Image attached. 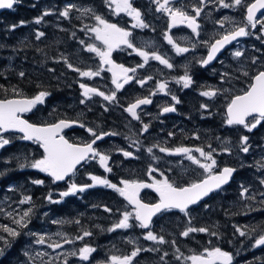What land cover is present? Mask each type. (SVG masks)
Here are the masks:
<instances>
[{"label":"flooded vegetation","instance_id":"af4514ba","mask_svg":"<svg viewBox=\"0 0 264 264\" xmlns=\"http://www.w3.org/2000/svg\"><path fill=\"white\" fill-rule=\"evenodd\" d=\"M254 1L255 0H245V6L239 7L236 10H232L231 8L225 9L221 7L218 3V0H206L204 10L198 17V23L200 25L199 32L211 30L201 29L202 20H200V18L205 16L207 12L219 13V15L223 17H243L244 22H246V5L249 3H253ZM228 2H230V0H228ZM132 3L134 7H136L143 13H145L146 11L145 6H151L154 15L148 16L147 21L144 20V22L149 25V27L144 28L148 29V31L145 33L146 37L151 40L154 48L158 49L159 54L164 56L169 60L170 63L173 64V70L167 68L159 61L153 59H149L147 64H145L144 59L141 60L139 57L134 58L133 56L136 55L132 54L129 51L130 48L128 50L127 46L121 45L120 48H117L112 52L111 59L116 64H122L128 68H135L136 72L129 73V75L134 76L135 79L126 84L123 89L117 91V100L111 103L114 104L113 106H116L118 114L113 110H111L112 113L104 112L101 110L102 108H99L98 110L87 109L84 105L78 102L80 95L79 90L76 94L77 96L73 98L76 91L71 89V91L69 90V106L67 108L71 113L67 114V116H69L67 119L62 118L58 115L54 118L49 117V113L52 114V111H54L55 108L52 109L47 104L46 100L48 97L43 104L36 106V108H42L41 111L42 113H44L43 118L37 119L40 121V123H37L39 125L56 123L59 120L77 121V123H82L85 125V127H73L71 130H65L62 133L70 143L84 144L91 142L93 136L90 132L87 131L86 128H92L98 134L101 132L116 133L115 135L104 136L102 140H98L93 146L102 153L110 156L108 164L112 169L111 172H108L104 168H102L103 166L100 165L98 158L89 160L88 162L83 163L82 166L79 165L77 167L76 173L74 175H70L62 183L54 182L53 179L50 178L46 173L41 172L37 169V173L41 176L38 180H43V184L45 185L35 187L37 188V191H35V195L32 194L31 187L24 188V190L28 189V193L32 194L34 198V206H36L37 208L36 221L41 226L42 232H47L49 230L54 232L58 228L67 226L63 229L68 230L67 232L69 233V235L73 236L74 233L70 232V230L76 224L75 221H79V223L81 224L87 223L86 225H88V230L92 232V235L85 237L86 240H83V243L84 245L88 244L97 249V251L92 254L90 260L86 261L87 264H106V262L110 258L109 247L111 245L113 246V248L117 247L118 244H120L119 238L123 237L121 229H118L114 232H109L107 231V229L111 228L120 218H122V213L124 211L131 212L134 210V207L127 203L124 198L119 195V193L106 186H95L86 189L84 192H78L68 197H62L60 194L68 190L66 189L68 188L66 186L67 183L71 180H74V183H76L77 185L91 184L92 182L90 177L92 175L100 176L101 178L106 177L112 183H115L120 187L123 186L120 182L122 180L128 179L144 183H153L154 180H162V178H154L152 175L146 176L143 171L138 170L137 164L131 158H129L131 162L127 163L126 169H124L125 166L123 167L120 162L123 160V162L126 163L127 159H122L123 156L120 150L117 151L116 148L109 147L112 146L109 140L121 136L120 133L125 132L128 127H130V129L132 128V132L135 134V138L140 143L149 142L151 139L155 138V142L162 147L166 146L169 149H175L176 147H188L193 150L197 147H203V126L213 127L216 136L214 140H220V142L224 143L227 148L231 150V154H229L228 152L224 153L220 146L215 149L216 151L214 152V157L217 160V170L228 166L236 168V171L234 172L230 182L226 186L212 192L209 196L203 198L197 204L191 206L189 212L192 209H199L200 212L198 215V219H202L203 211L208 208L221 209L225 207L235 209L238 206L246 205L247 207L248 205L249 212L244 215L245 219L243 220V222L246 225L251 226V228L260 226V228L257 230V233L262 228H264V195H260V193H264V184L260 183L261 180H264V167H262V165H264V162L261 166H259L262 170H255L246 168L245 166L241 168L239 162H237L236 160L235 145L238 141H240L241 137L235 136V127H240L243 129L244 127L229 126L226 123L227 104L230 102L231 98L234 95H227L226 93L225 95L227 96L225 97V100H222V103H218L219 99L215 101L216 105L212 107L213 122L210 119L208 121H204L203 123L202 119L197 118V116L193 118L194 120H191V118H188L185 114L192 108H198L204 86L210 83L208 80L214 78V76H211V72L208 73V71L212 68L214 70V68L220 65V61L223 58H231L228 56H230L232 49L235 47V45L241 43L245 39V37H241L237 41L225 47L217 55V58L215 60H213L207 66H203L199 63V61L206 58L208 54L209 49L207 47V44H205L204 47L199 50V57H193V55L188 56V53H193L194 50L196 51V43L198 42L199 36L201 35L197 36L186 24H177L173 26L171 23V18L168 14H165V12L161 13V11H157L158 5L155 3V0H143V3L132 0ZM20 4L21 6H24L26 8L28 7L29 10L32 11V14L35 16V19L43 15L44 12L50 13L49 15L44 16L41 23L34 26L32 25L35 28H39L43 24H47L48 26H51L53 28L52 22L56 21L53 14H57V11L59 9H62L64 11V9L68 5H74L75 8H73V10L70 12L69 17L71 19H75L77 15H81V21L83 22L84 26H88V28L91 26V23L86 22L87 20H85V17L87 16V18H89L92 13H83L85 8L92 6V8L94 7L98 11V15L102 16L109 22L115 23L128 31L130 29H136L135 27H133L134 24L128 16L118 18L117 15V17L111 18L112 16H114V12L109 10L107 0H21ZM171 6L183 7L185 11L189 12V14L194 15L193 8L196 6H200V4L199 0H172ZM119 15H123V13H120ZM142 15L145 16L144 14ZM262 18H264V16H262L260 13L257 16V19L262 20ZM32 23L34 24L35 21ZM71 23L73 22L69 20L60 21V24H69L68 26H65L64 29H67L71 36L74 33L78 32L79 35H82L83 38H85L87 34H89L90 31H88L87 29H70L72 27V25H70ZM32 26L24 23V28L26 29L31 28ZM258 26L259 25H257V28ZM217 30L221 32L220 34H222L226 30L230 29ZM66 35H68V33H66ZM92 35L94 34L92 33ZM166 35H171L172 37H174V41L176 40L175 42H178L180 46L181 44L188 45L190 50L184 54H177L176 52L171 53L169 51L171 47H168V42L165 38ZM72 38L75 39L74 36H72ZM215 38H218V34L214 37L209 38L207 42H214ZM74 44H76V42H74ZM77 44L80 45V43ZM193 45H195V47H193ZM135 46H138V42H135ZM103 47L104 46L99 41V48ZM149 52L151 53L154 51L151 50ZM84 60H86L88 66L94 65V68L91 71H100V75L96 76L95 78L98 79L97 81L103 82L104 87H99V85L95 87H102L101 91L105 92L106 94H110L112 91H116L115 85L112 83V72L109 71L111 65L104 64L101 58L93 52H88V57ZM140 65H143V67H141ZM186 71L193 80V83L189 88H184L181 83L177 84L176 82L181 76L185 74ZM148 77H152V79H147ZM89 78L92 79L94 77ZM141 79L146 80V83L143 86H141L137 82ZM72 81L73 80H71V82ZM203 81L207 82L203 84ZM246 81H248L249 86L251 84L250 79H247ZM164 82L167 83V89L165 92H160L158 90V85ZM152 93L156 94L152 95ZM172 95H175L180 100L179 104H176L175 101L171 99ZM138 98H150L152 100L151 104L141 105L140 108L137 109V114L140 116L139 120L132 117L131 114L126 111V109ZM220 99H222V97H220ZM172 105H175L176 107L175 112H163L164 107ZM36 108H34L32 112L26 114L25 117L27 118L29 115H35ZM45 116H47L46 121ZM129 117L131 120L129 119ZM145 123L149 125L147 132H144L140 128ZM261 128H264V121H262L261 123ZM187 132L191 134L194 133L196 137H199V139H197L196 137L194 139H187ZM169 133H172V135H169ZM220 134L222 137H218V135ZM248 141L251 140L248 139ZM33 144L36 145L38 149L36 157H39V159H41L44 152L40 148V144L36 142L30 143V145ZM256 145H259L260 150L263 151L262 155L264 156V139L260 140V144L257 143ZM2 149L3 152L6 153L9 147L0 148V152H2ZM192 154L199 153L193 151ZM166 155L173 159L185 157V155L169 154L167 152ZM242 155L244 157V160H252V157H250L249 155H245L244 153H242ZM6 156H4L3 158H5ZM3 164L5 165V163ZM128 168H130L131 171L128 170ZM132 169L134 170L132 171ZM187 169H189V167H187ZM189 170H192V168H190ZM200 171L202 173L201 169ZM201 173L200 176H191L187 179L169 181L179 186H187L188 184L198 182L206 177L207 174L203 175ZM127 175L131 177H128ZM85 179H87V181H85ZM244 187L249 189L248 195H254L255 199H246L241 196ZM5 188H7V186L0 187V197L2 198V200L0 201H2L1 207L4 210H7V208H9V205L6 206V201L9 199V191H7V189ZM49 194H51L53 200L59 201V203L49 202V200L47 199ZM140 198L145 203L159 202V198L157 197V195L150 189L143 190L140 194ZM212 202L214 203L212 204ZM75 208L77 209V212H72L71 209ZM105 208H110L112 209V211H105ZM90 211L93 212L90 213ZM168 213L184 214L176 209L162 212L153 217L150 229H141V231L145 232L151 230L153 227V222L157 218ZM53 221H65V223H53ZM88 222L95 223V225H89ZM97 224H99L100 226L97 227ZM133 232L134 235L137 234L139 237H143L141 233H138L139 231L137 228H134ZM77 235L74 236L76 237ZM245 238H248V240L245 243H240L237 248L233 250H222L228 251L233 254V264L237 263L239 259L238 257L243 255L247 256L246 262L244 264H264V246H252L254 244L255 234H249V236ZM60 242L63 243V240ZM67 245L68 244H64L63 247ZM62 248H59L56 251H59ZM236 249L242 250L236 252ZM130 253L131 251L126 255H130ZM120 256H123L122 253H120Z\"/></svg>","mask_w":264,"mask_h":264},{"label":"snow or ice","instance_id":"6c2138e0","mask_svg":"<svg viewBox=\"0 0 264 264\" xmlns=\"http://www.w3.org/2000/svg\"><path fill=\"white\" fill-rule=\"evenodd\" d=\"M21 0H0V9H13L14 5L20 3ZM110 7H113V12L117 15L120 13H126L128 16L132 17L136 23L133 27L136 28H147L148 24L142 19V13L139 9L133 6L132 0H107ZM158 5L157 11H163L169 15L171 18V23L173 26L177 24H186L193 33L199 36L200 25L198 23V17L204 10V5L206 0H199L200 6L193 8V14H189L185 11L183 7H173L172 0H155ZM221 7L227 9L232 7H243L245 6V0H218ZM75 8L74 5H68L63 12L60 13L64 18H69L70 12ZM264 9V0H255L253 3L246 5V22L241 24H235L230 18L225 17L224 20L219 21L221 27L224 26L226 22L235 24L230 30H226L222 34H218V38L214 39V42H202L207 44L208 54L206 58L199 61L203 66H207L210 62L217 58V55L233 41H236L240 37L249 36L252 33L249 29H256L259 24L262 29H264V20L257 19L256 13ZM92 12L91 9H85L83 14ZM49 12H44L43 15L35 20V23L39 24L42 22L44 16L49 15ZM96 24L90 28L85 26L88 31L94 34V38L100 41L103 48L97 47L95 44L89 45L87 50L98 55L102 62L107 65H111L109 71L112 72V83L115 85L116 91H112L110 94H106L103 91L95 87H89L86 84H80L83 89V96L90 99L92 95H99L103 97L105 101L115 102L117 100L116 92L123 89L124 86L130 83L134 76L129 75V73H135V68H128L122 64H116L112 59V52L120 48L121 45H125L128 48H133L141 57L144 59V63L147 64L149 59L159 61L161 64L165 65L167 68H173V64L169 62L164 56L158 54L157 52H148L141 48H135L130 40L132 33L115 23H111L104 19L100 15L92 13ZM264 16V12H261ZM21 21L20 24H24ZM19 25H13L12 28L18 27ZM44 36L43 32L37 33V39ZM167 42L172 45L177 54L187 53L190 49L188 47H181L177 44L171 35H166ZM81 44L84 41H80ZM195 47V45H193ZM235 57L243 56V52L235 51ZM252 63H256V59L253 58ZM143 67V65H140ZM69 68H73L71 63L68 64ZM74 71L79 72L83 77H96L100 75V71H81L79 68H74ZM19 75L23 77L24 72H20ZM227 75V74H225ZM244 75L247 76L249 73L244 71ZM147 79H152L148 77ZM252 83L248 86L246 90L240 94L234 95L230 102L227 104L226 123L229 126H243L248 131L256 128L262 121H264V70H258L256 74L251 77ZM141 86L146 83V80L137 81ZM181 83L184 88H189L192 83V77L185 72L177 81ZM3 89V86H0ZM167 89V83H160L158 85V90L160 92H165ZM5 92L7 89H3ZM219 89H210L203 91L202 96L213 98L215 97ZM223 91L227 92L228 89ZM12 92L15 94L16 98H0V148L8 145L10 139L5 138L4 133L10 131H16L22 133L21 139L33 141L40 144L44 150L43 157L41 159H36L33 161H27L25 159L24 163L20 164L21 168L31 167L33 169H38L41 172L46 173L48 176L53 178V181H63L70 175H74L77 171V166L88 162L89 160L99 159L101 166L105 168L106 171L111 172L112 169L109 167L110 156L102 153L97 148L93 147L98 140H102L104 136L115 135L116 133H97L92 128H88L87 131L93 136L91 142L84 144L70 143L65 139L63 130L70 127L72 124L77 123V121L60 120L56 123L37 125L30 123L28 120L23 119L22 115L26 112H31L37 105L43 104L50 93L46 90L39 91L33 97L23 96L18 89L13 88ZM156 93H152L155 95ZM171 99L175 101L176 104L180 103V100L172 95ZM85 101L82 100L81 103ZM152 100L150 98H138L134 103H132L126 111L131 114L132 117L139 120L140 116L137 114V109L141 105L151 104ZM203 108L207 109L208 105H202ZM175 105L166 106L163 108L164 113L175 112ZM249 117H252L249 120ZM80 127H85L84 124H80ZM149 128L148 124L143 125V131L147 132ZM172 135V133H169ZM199 139V137H196ZM154 147H159L161 152H167L169 154L185 155L187 159L192 161L194 164L198 165L201 169L207 173L206 177L198 182H193L187 186H179L173 182H170L167 177L162 180H154L153 183H143L135 180H122L120 183L122 187L115 183H112L107 178H101L100 176L92 175L90 179L93 181L91 184L77 185L76 183H71L68 190L62 192L60 195L62 197H68L74 195L78 192H84L86 189L95 186H106L115 190L120 196L124 197L130 204L134 205L133 211H124L122 213V218H120L111 228L107 229L109 232H114L118 229H130L134 225L131 220L138 221V226L142 229H150L153 217L157 216L162 212H167L171 210H179L184 213L185 216L189 217L188 226L181 235L188 237L191 233H209L212 236H217L218 233L215 231H210L208 227H194L191 226V218L189 216V209L191 205L197 204L204 197L209 196L212 192L219 190L223 185L229 183L232 178L233 173L236 171L234 167L225 166L217 170V160L214 157L215 149H212L211 144L207 145L210 149L205 151L203 147H197L194 150L188 147H176L175 149H168L165 147H160L159 145H154ZM240 150L244 153L249 151L248 137L242 136L240 138ZM149 153H152L153 148L149 147L147 149ZM193 151L199 153V156L203 158L202 160L193 155ZM223 151L231 154L229 148H224ZM125 157H131L133 153L128 151H123ZM264 167V165H262ZM156 171V169L150 168L149 175L151 172ZM3 173H0L2 175ZM163 176V173H161ZM34 184H43V180H34ZM264 184V180L260 181ZM145 188H153L159 194V202L157 203H145L140 198V191ZM249 189L244 187L241 196L246 199H255V196H249ZM264 195V193H260ZM47 199L51 203H59V201L53 200L51 194L48 195ZM32 198L30 196H25L23 200L20 201L21 204H30ZM32 208L19 214V218L13 216L11 212L8 213L9 217L12 218L17 228L9 227L7 225H0V232L7 233L8 237L15 239L21 235V230L28 228L32 217ZM105 211L111 212L112 209L105 208ZM53 223H65V221H53ZM79 223V221H75ZM248 227V226H245ZM19 229V230H18ZM236 232L239 233L240 237H248L250 233L255 234L253 247L264 246V228H262L258 233L255 228H249V231L242 230L237 227ZM82 235L76 236L74 239L68 238L63 233H57V236L63 237V243L60 241H55L48 244V247L53 249L62 248L64 244H74L76 240H83L85 237L91 236L92 232L86 229H82ZM36 235L35 233H31ZM51 238L48 237L47 240ZM144 239L148 241H153L156 244H165L168 241L165 240L163 235H157L153 231H147ZM44 235H40L35 243L43 245L47 242ZM0 241H4L5 246L10 245V241L3 235H0ZM131 242V241H130ZM174 244L175 241H172ZM159 251V249H142L136 247L130 255L118 256L112 255L106 264H133L134 259L140 254L141 251ZM5 249L0 248V256L4 254ZM97 251L96 248L85 244L83 247L74 249L66 254V256L79 257L81 261H89L92 254ZM177 255L175 258L177 260L182 257L191 264H233L234 256L228 251L222 250L220 247L205 248L201 254H193L184 257V254L180 252L179 248H176ZM44 255H47L45 253ZM168 256L167 252L163 253L161 259ZM63 264H68L67 258L64 259Z\"/></svg>","mask_w":264,"mask_h":264},{"label":"rangeland","instance_id":"374dc122","mask_svg":"<svg viewBox=\"0 0 264 264\" xmlns=\"http://www.w3.org/2000/svg\"><path fill=\"white\" fill-rule=\"evenodd\" d=\"M136 2H142L143 0H135ZM209 3V2H208ZM246 3V2H245ZM109 6V4H108ZM145 6V4H144ZM149 7H146V11L145 13L141 12L142 14H144L145 16L142 15V19L147 21V17L148 16H152L154 15V12L151 8L150 5H148ZM113 7L109 6V10L113 11ZM240 6L237 7H233L231 8L232 10H236L238 9ZM85 9H91L92 12L91 13H95L96 15H98V11L92 6H89ZM63 12L62 9H59L57 11V14L54 13V18L56 19V21H53V28L51 26H48L49 29H54L55 31H58L60 35H58L57 39H55L53 41V44H61L63 45L62 51L58 54V60H62L65 61V65H61L62 67V71L66 76L72 77L73 80H75V83L77 84V87L79 89L80 95H79V99L78 102L82 105H84L87 109L91 110H98L99 108H102L101 110L104 112H111V110H113L115 113L118 114L117 108L116 106H113L114 104H111L112 102L109 101H105L103 99V97L99 96V95H92L90 99L85 98L83 96V89L80 87V84H86L89 87H95L97 85L104 87V83L97 81V78H92L90 79L89 77H83L79 74V72L74 71V68H79L81 71H88V70H92L94 68V65H87L86 60H84L85 58L88 57V46L95 44L97 47H99V41L95 40L94 35H92L91 32H89V34H87V36L85 38H83L82 35H79L78 32L74 33L72 36L75 37V39L72 38V36L69 34L67 29H64L65 26H68L67 24H60V21L63 20H69L72 21L73 23H71L70 25H72V27L70 29H87L83 22L81 21L82 16L81 15H77V17L74 19L69 18H64L62 15H60V13ZM161 13H164L161 11ZM160 13V14H161ZM167 14V13H165ZM123 16H128L126 13H123V15H118V18H123ZM117 17V14L114 13V16H112L111 18ZM130 17V16H128ZM228 18L231 19V21H234L235 24H241L242 22H244L243 17H229ZM225 17L219 15V13H211V12H207L205 16H203L202 18H200V20H202V24H201V29H211L209 31H204V32H199V40L196 43V51L194 50L193 53H188V56H192L193 57H199V50L201 48L204 47L205 41H208L209 38L214 37L217 34H220L221 32L218 31L217 29H232L233 27H235V24L233 23H228L226 22L224 24L223 27H221L219 21L224 20ZM131 21L133 24L136 23V21L130 17ZM264 18H262L263 20ZM85 20H87L86 22H90L91 26H94L96 24V21L93 17V15L89 16V18H87V16L85 17ZM146 23V22H145ZM259 25V24H258ZM89 27V28H90ZM47 28V29H48ZM67 28V27H66ZM136 28V27H135ZM37 29H34L33 31V36L32 39H35V43H39L37 39V33L40 32ZM250 32L252 33L249 36H245V39L235 45V47L232 49V52L230 53L231 58H223L220 61V65H218L216 68H213L211 70L208 71V73L211 72V76H214L213 79L208 80L210 83L206 86H204L203 91H207L210 89H219L220 91L218 92V94L213 97V98H208V97H204L201 95V101L199 103L198 108H192L190 110H188L185 114L188 118H191V120H194L193 118L195 116H197V118H201L203 123L204 121H208L211 119L212 121V117H213V109L212 107H214L215 101L219 99L218 103H222V100H225V97L227 95H236V94H240L241 92H243L244 90H246L248 88V81H246L247 79H250V83H251V77L252 75L256 74V72L258 70H264V29L261 28V26L259 25L258 28L256 29H249ZM132 33V36L130 37L131 42L133 43L135 48H141L143 50L146 51H151L153 50L154 52H157L159 54L158 49L154 48V45L152 44L151 40H149L146 37V32L148 31V29H144V28H136V29H130L129 30ZM65 33H68V35H64ZM72 33V32H71ZM27 33L24 35V40H27ZM173 39H175L173 37ZM84 41L83 44L80 43V41ZM176 41V40H175ZM74 42H76V44H74ZM135 42H138V46H135ZM77 43H80V45H78ZM177 44H179L178 42H176ZM83 45V47H82ZM182 47H188V45H183L181 44ZM168 47L171 49L169 50L171 53H175V49L172 45H170L168 43ZM189 48V47H188ZM126 49V48H125ZM129 50V48H127ZM241 51L243 52V56L241 57H235L234 53L235 51ZM132 54H135L136 56H133L134 58H140L141 60L143 59V57H141L133 48H130L129 50ZM196 52V53H195ZM253 58L256 59V63L253 64L252 60ZM233 59V60H232ZM46 64L48 65L47 67L44 68L45 71H52L53 67L51 66L53 63L52 60H45ZM43 63V62H42ZM41 63V64H42ZM71 63L73 65V68H69L68 64ZM39 64V65H41ZM35 64H33L34 66ZM40 67V66H39ZM41 69V68H40ZM173 70V68H171ZM43 69H41L42 71ZM44 71V72H45ZM171 71V70H170ZM244 71H247L249 73V75L245 76L244 75ZM172 73V72H171ZM227 74V75H225ZM207 81H203L202 83L205 84ZM179 84V83H177ZM101 88L95 87L97 89H99V91H101ZM108 87V86H106ZM224 89H228L229 91L225 92L223 91ZM202 91V92H203ZM227 93V95H225ZM220 97H222V99H220ZM230 99V98H229ZM84 100V103H81V101ZM202 105H208L207 109L203 108ZM50 106V105H49ZM111 108H110V107ZM40 108V107H39ZM36 108L35 112H36V118H43L44 113H42V108ZM112 113V112H111ZM49 115L51 116V113H49ZM46 117L45 116V121H46ZM51 118V117H50ZM130 119V117H129ZM252 118H250L249 120H251ZM131 120V119H130ZM213 122V121H212ZM262 123V122H261ZM260 123V124H261ZM146 124V123H145ZM87 127V124H86ZM141 129H143V126L140 127ZM88 129V128H86ZM255 129V128H254ZM252 129V130H254ZM134 131V130H133ZM252 131H248L247 129H238L235 128V133L238 136L239 134L242 136H247L248 139H251L248 135H246V133H249ZM121 136H118L117 138H112L111 140H109L110 144L112 146V148H116L117 151L120 150L123 158L122 159H127L126 163L123 162V160L120 162L123 167L125 166L124 169H126V164L131 162L129 160V158H131L136 164H137V168L140 171H143V173L146 176H149V170L150 168L156 169V171L151 172V175L154 178H164L167 177L169 180L171 181H177V180H181V179H187L188 177H193V176H200V167L196 164H194L192 161H190L189 159L186 158V156L184 158H178V159H173L170 158L166 155V152H161L159 150V147H154V145H158L155 142V138L151 139L149 142H144V143H140L136 138H135V134L132 132V128L130 129V127H128L127 130H125V132L120 133ZM5 138L10 139V143L5 147H10L11 144V139L16 138L17 140L20 141V136L14 135V134H4ZM14 136V137H13ZM187 139L188 138H195V134H191L189 132H187ZM215 131L213 129V127H207V126H203L202 129V145L203 148L205 149V151H209L210 149L207 148V145L211 144L212 149H216L218 146H220V148H222V151L224 148H227V146L220 142V140H214L215 138ZM219 137V136H218ZM117 139V140H116ZM248 145H249V151L247 153H244L240 150V141H238L235 145V157L237 162H239V165L241 168H243L244 166L246 168L249 169H260L261 168L259 166H261L264 162V156L262 155L263 151L260 150L259 145H255L253 143V141H248ZM118 147V148H117ZM149 147L153 148L152 153H149L147 151V149ZM162 147V146H160ZM165 148H167L165 146ZM169 149V148H168ZM123 151H128L133 153V155L131 157H125L123 155ZM225 153V151H223ZM242 153H244L245 155H249L250 157H252V160H244V157L242 155ZM195 155L197 158L199 159H203L199 156V154H193ZM13 157L10 155H7L5 158H1V153H0V164L5 163L6 168L9 167L10 163H11V159ZM16 158L21 159L19 156H16ZM27 158V161H33L36 159H39V157H36L34 155L33 152H30L29 157H24L22 160L23 162H25V159ZM123 162V163H122ZM22 163V162H21ZM20 164V163H19ZM192 168V170L187 169V167ZM259 167V168H258ZM28 168L30 170H37V169H33L31 167H25ZM104 168V167H102ZM105 169V168H104ZM128 170L131 171L130 168H128ZM134 169H132L133 171ZM202 173L203 175H206L207 173L204 172L203 169ZM161 173H163V176L161 175ZM128 177H131L129 175H127ZM106 178V177H104ZM108 179V178H107ZM131 180V179H128ZM34 181V180H33ZM85 181H87V179H85ZM110 181V180H109ZM91 182L93 183V181L91 180ZM74 183V180H71L67 183V187L69 188L70 184ZM37 187L38 186H44L45 184H34ZM25 186L21 185L19 183L16 184H11L9 186H7V191H9V199L6 201V206L9 205V208H7V210H4L1 206H2V201H0V225H7L9 227H14L17 228L18 226L14 224L13 220L11 217H9L8 213L11 212L13 214V216H15L16 218H19V214H22L24 211L28 210L29 208H32V217H31V222L28 225V228L26 229H22L21 230V235L19 237H16L15 239H12L11 237H8L7 233H3L0 232V235L5 236L9 241H10V245L9 246H5L4 241H0V248H4V254L2 256H0V264H63V261L65 258H67L68 260V264H87L86 261H81L79 259V257H71V256H66V254L74 249H78L80 247L84 246L83 240H86V238H84L83 240H76L74 244H68L67 246L63 247L61 250L53 252L51 251V248L48 247L49 243L55 242V241H62L63 237L61 236H57V233H63L65 236H67L68 238L74 239L75 236H70L69 233L67 232L68 230L63 229L67 226L58 228L57 230H55L54 232L49 230L47 232H42L41 231V226L38 224V222L36 221V206H34V198L32 196V194L28 193V189L24 190ZM66 188V189H68ZM12 191L15 192V195H12ZM25 196H30L32 198V202L30 204H21L20 201L24 199ZM0 200H2V198L0 197ZM71 211H75L77 212V209H71ZM93 211H90V213ZM16 213V214H15ZM191 213H189L190 216ZM180 217H179V216ZM182 216V217H181ZM191 218V216H190ZM131 223H133V227L130 229H121L122 231V238H119V242L120 244H118L117 247H114L111 245L110 248V255L109 257H111L112 255H118L120 256V253H122V255H126L128 254L130 251L132 252L136 247H140L142 249H156L157 245L155 242L153 241H148L146 239H144L147 231L142 232L137 221H135L134 219L130 221ZM188 222H189V217L188 216H184V214H178V213H168V214H164L163 216L157 218L154 222H153V227L151 229V231H153L155 234L157 235H165L167 234L168 236H170L171 238H189V237H193L195 233H191L188 237H184L181 235V232L184 231L186 229V227L188 226ZM95 225V223H94ZM97 227H99L100 225L97 224ZM191 226H194L192 224V220H191ZM81 227V226H80ZM137 228L138 229V233H141L143 235V237H139L137 234L134 235L133 229ZM19 230V229H18ZM166 232V233H165ZM31 233H35L36 235H32ZM82 230L81 233L78 235H82ZM40 235H44L46 237V240L48 237H50V240H47V242L43 245L37 244L35 243L36 239L40 236ZM77 235V236H78ZM166 240V238H165ZM131 241V242H130ZM168 241V240H166ZM16 250L18 251V253H16ZM242 249H236V252L241 251ZM250 250V249H248ZM142 252H146V250L141 251L140 254ZM149 252V251H148ZM45 253H47V255H44ZM131 254V253H130ZM139 254V255H140ZM189 254V255H193ZM197 254H201V251ZM139 255L134 259L133 264H138V257ZM188 255V256H189ZM246 257L247 256H239L237 263L235 264H244L246 262ZM181 260V264H191L190 261H187L186 259H184L183 257L180 259Z\"/></svg>","mask_w":264,"mask_h":264},{"label":"trees","instance_id":"16d2710c","mask_svg":"<svg viewBox=\"0 0 264 264\" xmlns=\"http://www.w3.org/2000/svg\"><path fill=\"white\" fill-rule=\"evenodd\" d=\"M35 20L32 11L28 7L21 6L20 3L14 5L11 10L0 11V86H3V89H7L6 92L0 89V98L15 97L12 92L13 88L18 89L26 97H33L39 91L46 90L50 93L46 102L50 105V108H55L49 117L54 118L58 115L67 119L69 117L67 114L71 113L67 109L69 106V90L76 91L73 97L75 98L79 89L75 80L63 73L61 65H65V61L58 60V54L62 51L60 48H63V45L60 43L58 45L53 44V41L60 35L59 32L49 29L47 24H43L38 30L43 32L44 36L40 37L39 43H35V39H32L33 31L37 29L33 27L37 23H32ZM21 21L33 26L26 29L24 24H20ZM13 25L19 26L13 29ZM26 33L28 37L27 40H24ZM46 59L53 61L51 63L53 70L50 72L44 70L48 66ZM33 64L35 65L33 66ZM40 68L43 70L41 71ZM20 72H24L25 75L21 77L19 75ZM71 80L73 81L71 82ZM27 119L32 123H40L36 115H29ZM235 128L243 129L240 127ZM246 135L251 138V142L253 141L255 145L257 143L260 144V140L264 139V128H261V124H259L252 132L246 133ZM218 136L222 137L221 134ZM235 136L237 137L236 133ZM240 136L239 134L238 137ZM30 152H33L36 156L38 153L37 146L22 143L16 138L11 139L10 147L6 153L2 149V152H0L2 159L6 154L13 158L10 160L11 163L8 168L4 164H0V173H3L0 175V187L19 183L25 187H31L32 194L35 195V191H37L35 187L37 186L32 181L38 180L41 176L36 170L20 167L21 162L24 163L22 159L29 157ZM16 156L21 159L16 158ZM11 193L15 195L14 191ZM199 212V209H192L189 212L191 213L190 216L194 227H208L210 231L217 232V236L196 232L193 237L182 239L179 237L171 238L166 234L165 238L168 243L158 244L156 249H159V251L148 252L146 250V252H142L138 257V264H181V260L175 258L177 255L176 248H179L184 257H187L192 253L197 254L200 251L202 253L205 248L211 247L233 250L240 243H245L248 240V238L240 237L239 233L236 232L237 227L245 231H249V228H251V226L243 222L245 219L244 215L249 212L248 205L247 207L246 205L238 206L235 209L225 207L221 209L208 208L203 211L202 219H198ZM86 224L76 223L70 232L74 233V235L80 234L82 229L88 230V225ZM88 224L94 225V223L89 222ZM255 228L258 230L260 226ZM172 241H175V243L173 244ZM164 252H167L168 256L162 260L161 256H163ZM16 253H18L17 250Z\"/></svg>","mask_w":264,"mask_h":264},{"label":"water","instance_id":"95a60500","mask_svg":"<svg viewBox=\"0 0 264 264\" xmlns=\"http://www.w3.org/2000/svg\"><path fill=\"white\" fill-rule=\"evenodd\" d=\"M255 2V1H254ZM3 10H8V9H0V11H3ZM261 12H264V9H261L260 11H258L257 13H256V16H258ZM247 14V13H246ZM241 38V37H240ZM240 38H238V39H240ZM237 39V40H238ZM236 40V41H237ZM233 42H235V41H233ZM232 42V43H233ZM230 44H228L227 46H229ZM226 46V47H227ZM211 63V62H210ZM209 63V64H210ZM12 98H16V97H12ZM30 98V97H29ZM227 109V108H226ZM32 112V111H31ZM28 113H30V112H26V113H23V115H22V118L23 119H26L27 120V118L25 117L26 116V114H28ZM227 115V114H226ZM250 118V117H249ZM29 121V120H28ZM60 121V120H59ZM59 121H57V122H59ZM30 122V121H29ZM30 123H32V122H30ZM34 124H36V123H34ZM37 125H39V124H37ZM77 126H80V124L79 123H74V124H72L70 127H68V128H65L64 130H63V132L65 131V130H71L73 127H77ZM8 133H10V134H15V135H18V136H20V141L21 142H23V143H33V141H28V140H24V139H21V137H22V133H19V132H16V131H10V132H8ZM4 134H6V133H4ZM66 139V138H65ZM94 146V145H93ZM40 148L42 149V151L44 152V150H43V148H42V146L40 145ZM79 166V165H78ZM77 166V167H78ZM234 174V173H233ZM233 176V175H232ZM50 177V176H49ZM50 178H52V177H50ZM68 178V177H67ZM66 178V179H67ZM53 179V178H52ZM65 179V180H66ZM65 180H63V181H55V182H57V183H62V182H64ZM231 180V179H230ZM230 182V181H229ZM144 183V182H143ZM227 185V184H226ZM226 185H223L222 187H224V186H226ZM145 189H150L151 191H153L156 195H157V197L159 198V194L153 189V188H145ZM145 189H142L141 191H140V194L142 193V191L143 190H145ZM124 198V197H123ZM205 198V197H204ZM124 200L127 202V203H129L125 198H124ZM130 204V203H129ZM132 207H134V205H132V204H130ZM195 205V204H194ZM191 206H193V205H191ZM190 206V207H191ZM56 250H58V249H53L52 248V251H56Z\"/></svg>","mask_w":264,"mask_h":264},{"label":"bare ground","instance_id":"6f19581e","mask_svg":"<svg viewBox=\"0 0 264 264\" xmlns=\"http://www.w3.org/2000/svg\"><path fill=\"white\" fill-rule=\"evenodd\" d=\"M97 126V125H96ZM112 126H114V125H112ZM117 128V127H116ZM262 170V169H261Z\"/></svg>","mask_w":264,"mask_h":264}]
</instances>
